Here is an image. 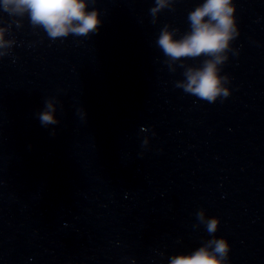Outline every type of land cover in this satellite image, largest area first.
<instances>
[{"label": "water", "instance_id": "obj_1", "mask_svg": "<svg viewBox=\"0 0 264 264\" xmlns=\"http://www.w3.org/2000/svg\"><path fill=\"white\" fill-rule=\"evenodd\" d=\"M165 2L95 0L97 33L53 39L0 0V264H169L213 238L200 211L227 264H264V0H232L214 102L176 86L212 58L156 43L204 0Z\"/></svg>", "mask_w": 264, "mask_h": 264}, {"label": "clouds", "instance_id": "obj_2", "mask_svg": "<svg viewBox=\"0 0 264 264\" xmlns=\"http://www.w3.org/2000/svg\"><path fill=\"white\" fill-rule=\"evenodd\" d=\"M95 0H3V10L22 15L28 12L33 25H42L48 36L88 37L89 33L98 32L101 21L98 12L87 11ZM168 7L165 0H155V6L150 14L155 18L156 13ZM234 6L232 0H204L193 11L188 13L187 20L190 30L179 39H174L177 29L168 30L165 25L156 41L158 47L167 58L179 61L181 58L211 57L205 59L200 68H189L185 73L186 83L177 84L186 93L197 96L202 100L214 102L217 96L226 98L228 92L221 87V81L227 82L226 76L218 77L217 64L223 59L219 54L228 48V41L234 39L236 26L233 19ZM207 17L208 19H205ZM155 23V19L152 21ZM0 30V40H2ZM56 109L53 103L45 100L44 110L37 113V118L43 127L58 123L54 117ZM55 135V133H52ZM197 218L204 223L207 233L212 236L203 246L194 250L190 255H176L169 259V264H227L229 245L225 239H216L215 232L218 219L204 220V213H197Z\"/></svg>", "mask_w": 264, "mask_h": 264}]
</instances>
